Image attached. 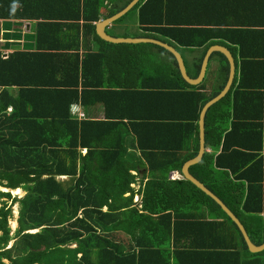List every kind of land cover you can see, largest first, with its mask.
Returning a JSON list of instances; mask_svg holds the SVG:
<instances>
[{
	"label": "trees",
	"instance_id": "1",
	"mask_svg": "<svg viewBox=\"0 0 264 264\" xmlns=\"http://www.w3.org/2000/svg\"><path fill=\"white\" fill-rule=\"evenodd\" d=\"M70 1L77 6L75 23H36L31 48L0 49V188L8 189H0V264H264V249L249 252L236 224L212 198L183 177H168L170 171L181 174L182 164L197 154L199 111L223 88L227 65L210 89L205 78L190 85L162 47L97 36L94 22L130 0ZM148 1L139 0L105 31L131 37L113 29L136 9L139 21H147ZM19 8H0V18H27ZM86 36L95 48L80 53ZM151 47L171 62L153 58ZM152 66L161 68L149 71ZM245 78L235 76L206 111L209 151L189 173L259 245L264 243L261 95L257 98L255 84ZM89 99L102 105L103 119L72 113L73 104L85 106ZM128 138L140 153L127 152ZM131 170L146 178L137 191ZM17 188L24 191L20 197L10 193Z\"/></svg>",
	"mask_w": 264,
	"mask_h": 264
},
{
	"label": "crops",
	"instance_id": "2",
	"mask_svg": "<svg viewBox=\"0 0 264 264\" xmlns=\"http://www.w3.org/2000/svg\"><path fill=\"white\" fill-rule=\"evenodd\" d=\"M121 1L115 0V3ZM7 6H20L19 9L26 11L27 18H0V49L3 53L31 48L36 23L72 24L76 21L74 16L77 6L70 0H0V8ZM143 13L147 21L141 23L138 9L133 10L120 24L115 25V33L120 36L122 32L128 31L131 37L149 38L167 45L181 58L187 74L196 71L195 66L201 59L198 73L204 66L203 78L207 89L215 84V77L224 64L227 65L228 73L232 72L234 77L240 73L245 75V81L255 84L253 91L258 95L257 98L261 95V124L264 133V0H149ZM78 23L80 25L82 21ZM142 32L149 36H139ZM81 40L80 53L95 48L94 41L89 37ZM141 43L160 46L174 58L162 45ZM150 51L153 58L157 57L165 63L171 62L167 54L152 47ZM156 68L161 66H152L149 71ZM71 109L78 118H104L102 105L98 102L92 104L90 99L85 106L77 102ZM126 145L127 152L140 153V150L135 151L130 147V138ZM205 150L209 151L208 148ZM80 151L81 154L86 152L85 149ZM259 153L264 156V148ZM143 169H147V166ZM131 171L136 176L131 187L137 191L146 178L142 179L144 172L139 175L135 170ZM168 177L177 179L181 178V174L172 171ZM139 199L140 195L135 192L133 201L138 202ZM260 215L264 216V213ZM74 246L75 243L70 245Z\"/></svg>",
	"mask_w": 264,
	"mask_h": 264
},
{
	"label": "water",
	"instance_id": "3",
	"mask_svg": "<svg viewBox=\"0 0 264 264\" xmlns=\"http://www.w3.org/2000/svg\"><path fill=\"white\" fill-rule=\"evenodd\" d=\"M139 0H130L122 9L114 13L113 15L103 18L98 20L95 23V33L97 36L106 41V42H111V43H141V42H152L156 43L158 45H162L165 47L167 50H169L173 55L174 58L176 59L178 69L180 72V75L182 78L190 85H197L199 84L203 77H204V66L201 68L200 72L195 78H191L185 71L184 65L182 63L181 58L175 53L171 48H169L165 44H161L160 42L156 40H152L149 38H140V37H115L110 34H108L105 29L109 27L115 20L123 16L125 13H127ZM203 62L206 63V59L203 60ZM234 74L232 72L228 73L227 80L223 86V88L213 97H211L209 100H207L201 107L199 111V117H198V151L197 154L186 160L180 169L181 177L189 180L191 183H193L198 189H200L202 192H204L206 195H208L210 198H212L219 206L220 208L225 212V214L236 224L238 227L245 243L247 246V249L249 252L255 253L262 251L264 249V243L256 245L254 244L244 226L240 222V220L233 214V212L218 198L212 191H210L203 183H201L198 179H196L193 175L189 173V167L192 164L197 163L200 161L204 151H205V139H204V117L205 113L208 110V108L216 103L218 100H220L230 89L232 81H233ZM172 175V171L169 172V176Z\"/></svg>",
	"mask_w": 264,
	"mask_h": 264
},
{
	"label": "rangeland",
	"instance_id": "4",
	"mask_svg": "<svg viewBox=\"0 0 264 264\" xmlns=\"http://www.w3.org/2000/svg\"><path fill=\"white\" fill-rule=\"evenodd\" d=\"M132 12H133V11H131L128 15H130ZM113 30L115 31V29H113ZM1 190H2V191H8V189L5 190V188H1ZM10 193H11L12 196L17 195L18 197H20V195H22V194L24 193V191L21 192V190H20V194H19V195H18V193L16 194L14 191H10ZM17 209H18V205L15 203V204L12 206V218H10V220H9V225H10L12 231L14 230V228H15V226H16V220H15V219H16V216H17ZM11 220H12L13 223H14L13 226H11V224H10V221H11Z\"/></svg>",
	"mask_w": 264,
	"mask_h": 264
},
{
	"label": "bare ground",
	"instance_id": "5",
	"mask_svg": "<svg viewBox=\"0 0 264 264\" xmlns=\"http://www.w3.org/2000/svg\"><path fill=\"white\" fill-rule=\"evenodd\" d=\"M6 190V189H5ZM12 191H14L15 193H20V190H19V188H17V189H14V190H12ZM10 224H11V226H13L14 225V223H13V221L11 220L10 221Z\"/></svg>",
	"mask_w": 264,
	"mask_h": 264
},
{
	"label": "built area",
	"instance_id": "6",
	"mask_svg": "<svg viewBox=\"0 0 264 264\" xmlns=\"http://www.w3.org/2000/svg\"><path fill=\"white\" fill-rule=\"evenodd\" d=\"M72 106H74V104H73ZM10 109H11V108L8 107V108H7V111H10ZM71 111H72L73 114H75L74 111H73L72 109H71Z\"/></svg>",
	"mask_w": 264,
	"mask_h": 264
},
{
	"label": "clouds",
	"instance_id": "7",
	"mask_svg": "<svg viewBox=\"0 0 264 264\" xmlns=\"http://www.w3.org/2000/svg\"><path fill=\"white\" fill-rule=\"evenodd\" d=\"M74 113H75V112H74ZM0 189H1V188H0ZM19 189H20V188H19ZM6 190H7V189H6ZM23 194H24V193H23ZM23 194H22V195H23ZM18 195H19V193H18ZM22 195H20V196H22ZM16 196H17V195H16Z\"/></svg>",
	"mask_w": 264,
	"mask_h": 264
}]
</instances>
